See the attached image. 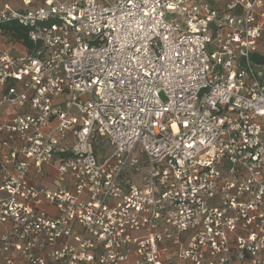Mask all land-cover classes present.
<instances>
[{
  "label": "built area",
  "instance_id": "1",
  "mask_svg": "<svg viewBox=\"0 0 264 264\" xmlns=\"http://www.w3.org/2000/svg\"><path fill=\"white\" fill-rule=\"evenodd\" d=\"M32 1L0 0V264H264V0Z\"/></svg>",
  "mask_w": 264,
  "mask_h": 264
},
{
  "label": "trees",
  "instance_id": "2",
  "mask_svg": "<svg viewBox=\"0 0 264 264\" xmlns=\"http://www.w3.org/2000/svg\"><path fill=\"white\" fill-rule=\"evenodd\" d=\"M5 27H7V26H5ZM10 28L13 30V37H14V39L16 40V39H19V38H21V37H23L24 38V30H23V28H21L17 23H15V22H11L10 23ZM24 43L27 45V46H29L30 45V43L28 42V40H26L25 38H24ZM253 59L255 60V61H257V62H260V63H263L264 64V56H260V55H257V54H254L253 55Z\"/></svg>",
  "mask_w": 264,
  "mask_h": 264
},
{
  "label": "crops",
  "instance_id": "3",
  "mask_svg": "<svg viewBox=\"0 0 264 264\" xmlns=\"http://www.w3.org/2000/svg\"><path fill=\"white\" fill-rule=\"evenodd\" d=\"M10 2H11V4L13 5V7H15V6H18V4L20 3L19 1L20 0H9ZM33 3V5H35L37 2H36V0H33L32 1ZM47 182L49 181V180H46Z\"/></svg>",
  "mask_w": 264,
  "mask_h": 264
}]
</instances>
